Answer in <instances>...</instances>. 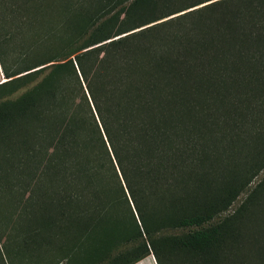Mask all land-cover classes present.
Here are the masks:
<instances>
[{"label": "trees", "instance_id": "1", "mask_svg": "<svg viewBox=\"0 0 264 264\" xmlns=\"http://www.w3.org/2000/svg\"><path fill=\"white\" fill-rule=\"evenodd\" d=\"M262 171L264 0H0V264H264Z\"/></svg>", "mask_w": 264, "mask_h": 264}, {"label": "crops", "instance_id": "2", "mask_svg": "<svg viewBox=\"0 0 264 264\" xmlns=\"http://www.w3.org/2000/svg\"><path fill=\"white\" fill-rule=\"evenodd\" d=\"M134 264H157L153 255H148Z\"/></svg>", "mask_w": 264, "mask_h": 264}, {"label": "rangeland", "instance_id": "3", "mask_svg": "<svg viewBox=\"0 0 264 264\" xmlns=\"http://www.w3.org/2000/svg\"><path fill=\"white\" fill-rule=\"evenodd\" d=\"M264 175V171H262L255 179L254 181L251 183V186L255 185L257 183V181ZM245 195V193L241 194L240 197L234 202L233 207L238 206L241 202V200L243 199V196ZM99 264V263H98Z\"/></svg>", "mask_w": 264, "mask_h": 264}]
</instances>
